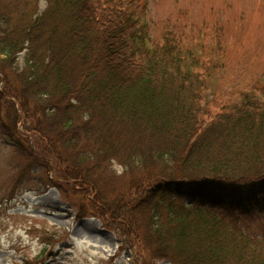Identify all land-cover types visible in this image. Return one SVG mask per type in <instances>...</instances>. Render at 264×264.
I'll return each instance as SVG.
<instances>
[{"label": "trees", "instance_id": "trees-1", "mask_svg": "<svg viewBox=\"0 0 264 264\" xmlns=\"http://www.w3.org/2000/svg\"><path fill=\"white\" fill-rule=\"evenodd\" d=\"M39 1L0 0L6 140L64 157L52 181L125 225L137 264H264V82L215 100L223 54L150 43L132 0Z\"/></svg>", "mask_w": 264, "mask_h": 264}, {"label": "rangeland", "instance_id": "rangeland-1", "mask_svg": "<svg viewBox=\"0 0 264 264\" xmlns=\"http://www.w3.org/2000/svg\"><path fill=\"white\" fill-rule=\"evenodd\" d=\"M136 5L152 44L173 33L183 47L223 54L215 58L221 93L215 100L238 97L264 82V0H135ZM46 8L47 2L39 1V12ZM24 56L22 51L19 65ZM6 139L0 126V264H137L125 225L102 224L79 186L52 181L64 157L57 162L51 157L49 168L41 169L34 160H42L24 155ZM114 162L120 174L122 167ZM81 207L87 208L86 216L77 218ZM257 223L264 229V218Z\"/></svg>", "mask_w": 264, "mask_h": 264}]
</instances>
